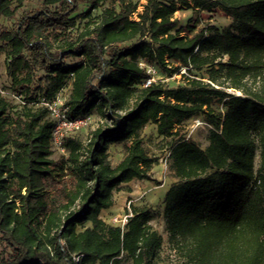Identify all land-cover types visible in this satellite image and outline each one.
<instances>
[{"label":"trees","instance_id":"1","mask_svg":"<svg viewBox=\"0 0 264 264\" xmlns=\"http://www.w3.org/2000/svg\"><path fill=\"white\" fill-rule=\"evenodd\" d=\"M25 1L0 0V18L17 16L0 30V264H158L148 208L132 206L123 226L100 217L120 185L150 179L149 123L176 179L163 216L180 264H264V0H146L135 19V0H37L19 13ZM178 3L192 9L183 24ZM214 12L232 22L201 24ZM146 66L181 83L144 86ZM64 89L69 119L103 122L62 136L54 158L44 102ZM195 116L210 127L204 148L183 131Z\"/></svg>","mask_w":264,"mask_h":264},{"label":"rangeland","instance_id":"2","mask_svg":"<svg viewBox=\"0 0 264 264\" xmlns=\"http://www.w3.org/2000/svg\"><path fill=\"white\" fill-rule=\"evenodd\" d=\"M138 2L137 12L133 14V18L137 17V13L143 9V4L146 0H135ZM191 4L190 0H187ZM39 5L37 0H26L23 6L18 10H29ZM178 10L174 17L180 20V23H185L191 16L192 9L181 4H177ZM17 16L12 19L0 18V30H9L13 27ZM232 22L231 18L224 16L220 12H214L211 15L202 13L201 24L212 23L219 28L225 27ZM5 55L0 51V91L4 94H9L8 86L9 79L5 74ZM155 69V68H154ZM154 81H160L167 86L174 87L181 83V76L175 74L171 77H166L163 73L157 71L152 74ZM67 95V90L61 91L57 97L64 102ZM15 103V102H14ZM102 118L99 114L93 112L88 115L87 122L72 130H64L62 136L77 135L84 138L92 129L102 123ZM183 131L187 137L195 140L200 147L204 148L208 144V135L210 127L203 122L201 116H195L184 123ZM143 145L149 155L157 159L152 166L149 176L150 179L137 180L133 179L128 183L120 185L119 189L114 192V207L111 211L103 215L107 223L118 225V219L128 212L126 205L130 202L132 206H143L148 208L153 214L150 221L152 227L160 234L162 238L161 247L157 251L156 260L158 264H180V260L168 243V233L166 229L165 218L163 216V201L168 188L176 182L175 177L168 167L166 142L156 134L155 125L147 124L141 131ZM60 144V143H59ZM59 144L53 145V157L56 158L64 154L63 149ZM109 160L112 166H115L123 156V145L121 143H112L108 147ZM258 165V151L255 156V167ZM117 218V221H113Z\"/></svg>","mask_w":264,"mask_h":264},{"label":"built area","instance_id":"3","mask_svg":"<svg viewBox=\"0 0 264 264\" xmlns=\"http://www.w3.org/2000/svg\"><path fill=\"white\" fill-rule=\"evenodd\" d=\"M143 64V63H142ZM144 65V64H143ZM146 72L151 74V78L147 79L144 83V86L150 84L152 79V74L155 72V69L152 66H146ZM63 101H61L58 97L51 101L44 102V105L47 107L49 111L50 117L53 119L54 124L52 128V138L54 144H59L60 139L62 137L64 130H72L77 128L78 126L85 124L88 119V115L78 118L75 120H71L66 115V107L63 105ZM130 202L127 203L126 208L128 212L123 215V217L118 219V225L123 226L126 222L127 218L131 215L130 212ZM113 221H117V218H113ZM82 254H73L71 256L72 264H81Z\"/></svg>","mask_w":264,"mask_h":264},{"label":"crops","instance_id":"4","mask_svg":"<svg viewBox=\"0 0 264 264\" xmlns=\"http://www.w3.org/2000/svg\"><path fill=\"white\" fill-rule=\"evenodd\" d=\"M113 207H114V203H113V205H112L111 207H109L108 209H104V210H102L101 213H100V217L104 220L103 215H104L105 213L111 211V209H113Z\"/></svg>","mask_w":264,"mask_h":264}]
</instances>
